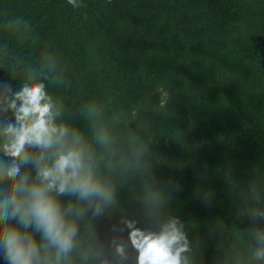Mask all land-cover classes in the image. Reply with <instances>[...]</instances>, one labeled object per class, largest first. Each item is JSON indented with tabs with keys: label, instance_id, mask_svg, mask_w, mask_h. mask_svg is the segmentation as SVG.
Listing matches in <instances>:
<instances>
[{
	"label": "trees",
	"instance_id": "16d2710c",
	"mask_svg": "<svg viewBox=\"0 0 264 264\" xmlns=\"http://www.w3.org/2000/svg\"><path fill=\"white\" fill-rule=\"evenodd\" d=\"M78 3L0 0V165L14 159L16 94L42 85L106 193H52L76 225L59 261L10 218L38 240L35 264H140L141 237L173 225L180 264H264V0ZM42 151L51 161L58 146L16 161L30 182Z\"/></svg>",
	"mask_w": 264,
	"mask_h": 264
},
{
	"label": "clouds",
	"instance_id": "9594fccd",
	"mask_svg": "<svg viewBox=\"0 0 264 264\" xmlns=\"http://www.w3.org/2000/svg\"><path fill=\"white\" fill-rule=\"evenodd\" d=\"M68 3L81 7L78 0H68ZM16 99L21 104L17 108L13 101L11 107L16 109L19 127L10 126L6 130L10 139L4 145L6 155L14 159L11 164L0 165V179L13 181L9 194L0 200V241L5 259L10 264H35L41 246L34 235L22 232L7 222L10 218H18L20 224H34L42 232L49 245L56 248V259L59 261L60 256L72 248L76 225L66 218L61 202L52 193L73 191L82 199L105 196L106 193L86 166L83 146H65L68 129L54 124L43 86H26L16 94ZM54 145L58 146L54 160L49 161L43 151L35 158L37 172L34 181L30 182L27 174H20V164L16 161L28 162V147L47 150ZM180 239L174 225L158 237H141L137 242L141 251L140 264H180L179 253L184 249L181 247L173 252V245Z\"/></svg>",
	"mask_w": 264,
	"mask_h": 264
}]
</instances>
